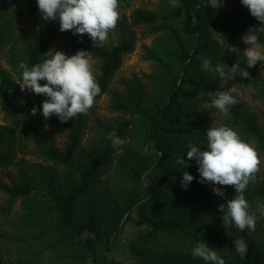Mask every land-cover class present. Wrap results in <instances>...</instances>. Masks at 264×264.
<instances>
[{
  "label": "trees",
  "instance_id": "obj_1",
  "mask_svg": "<svg viewBox=\"0 0 264 264\" xmlns=\"http://www.w3.org/2000/svg\"><path fill=\"white\" fill-rule=\"evenodd\" d=\"M124 1L118 0L119 11ZM230 1L225 0L224 4ZM20 4L39 27L37 34L24 35V47L19 51V57L10 59L12 70L21 79L18 65L27 63L31 67L50 58L47 55L49 46L57 35L64 32H60L58 20L42 19L36 0L1 2L0 27L9 26L7 11ZM217 10L208 6V0L200 3L176 0V5L164 14L138 9L130 16L131 26L156 25L153 33L168 31L175 45L163 49L162 55L169 63L159 65L158 86L151 98L134 82L126 86L127 94H114L112 97V110L129 114L137 121L134 139L143 149L134 155V161L125 156L119 159L116 177L128 186V192L132 190L125 202H119L120 206L101 208L97 202L93 209L78 213V204L93 191L99 177L107 172L112 156L118 149L107 139L109 133L114 131L124 141L132 133L131 122L124 121L108 127L97 121V126L102 129V144L92 158L85 160L81 166L75 159L81 151V141L87 127L86 115H78L66 123H61L53 115L49 124L64 129L67 142L62 149L43 142L39 136L43 117L40 107L46 97L20 93L15 81L0 71V101L11 120V124L0 126V168L15 162L17 145H21L25 137L33 143L40 157L77 173L73 185L67 189L56 187L53 181L46 182L44 190L36 189L33 180L23 174L17 183L0 181V192L9 197L7 204L0 208L3 216L9 214L12 202L18 199L24 201L21 218L14 227L19 236L16 239L18 242L29 244L31 251L46 242L39 254L57 249L67 250L74 264H88L89 260L92 264H169L148 253L149 246L163 242L162 238L174 239L179 249L192 250L196 244L204 241L209 248L221 250L225 240L220 237L212 239L211 234L214 228L219 234L223 232L221 218L225 213L220 212L219 207L225 204L226 212V203L235 194L225 200L214 195L213 185L198 182L200 177L195 161L187 160L190 144L200 147L201 151L208 150L206 135L196 128L191 108L202 100H211L209 92L223 91L216 74L203 71V58L210 59L213 65L223 63L230 68L237 63L240 69L247 70L250 74L248 79L242 78L239 73L235 78L244 86L250 85L253 95L264 96V85L259 82L262 71L260 63L247 69L241 50V37L249 28L260 27V23L242 6L240 0H235L228 19L216 18L213 13ZM182 20H186V23L180 36L173 26ZM117 26L121 27L122 24L118 23ZM211 33L221 37L220 45L210 40ZM6 40V32L0 28V52ZM259 41L264 45V33L260 34ZM230 46H236L240 54L230 52ZM66 47L71 55L83 50L100 61L96 79L101 93L95 98L96 104L108 92L123 57L133 50V40L123 39L105 47L92 44L86 34L82 37L70 35ZM39 83L43 85L44 81ZM33 107L37 108L36 115L31 114ZM228 116L240 127L242 135L246 137L244 142L252 138L259 150L264 151V132L242 107L232 106ZM177 159H184L190 167L183 168L176 163ZM183 172L194 177L187 190L180 186ZM244 195L251 205L250 212L258 204L257 198L264 200L261 189L254 193L244 192ZM157 208L164 210V213L158 212ZM127 222L140 227L132 245L136 260L134 263L114 262L109 258L112 240L122 232ZM229 230L238 229L233 225ZM22 234L30 235L24 238ZM139 239L140 247L136 245ZM245 243L248 245L246 255L243 257L231 249L229 264H264V234L246 238ZM101 252L103 256L100 258Z\"/></svg>",
  "mask_w": 264,
  "mask_h": 264
},
{
  "label": "rangeland",
  "instance_id": "obj_2",
  "mask_svg": "<svg viewBox=\"0 0 264 264\" xmlns=\"http://www.w3.org/2000/svg\"><path fill=\"white\" fill-rule=\"evenodd\" d=\"M5 0H0L4 2ZM202 0H194L200 3ZM235 0L224 4L223 7L215 9L213 15L216 18L228 19ZM176 5V0H125L119 11L120 19L118 21L122 26H117L114 31H110L107 41L103 44L105 47L117 43L119 40H133V50L125 55L122 59V64L113 80L110 83L108 92L95 104L94 108L86 115L87 127L81 141V151L77 155L75 162L81 166L84 165L85 160L91 159L102 144V129L97 126V121H101L106 126H114L117 123L130 121V129L132 133L124 140V144L117 149L110 161V167L107 172L100 176L97 185L93 191L78 204V213L85 210H90L97 206L101 208H112L117 205L120 206L131 195L128 192V186L124 185L119 178L116 177L119 169V159L122 156L128 160L134 161V155L139 153L142 149L134 139V128L137 121L129 114L116 112L111 109V101L114 94H127L126 86L134 82L141 86L142 91L147 97L151 98L156 92L158 83L157 77L160 74L159 65H168L169 60L165 58L163 49L165 47L174 46V40L170 37L168 31H158L153 33L156 25H130V16L132 12L138 9L151 11L156 14H164L170 11ZM6 20L10 21L8 27H0L6 32L7 40L0 52V71H4L9 77L15 81L17 89L20 93L28 96H36L30 91H21L19 83L21 79L14 73L10 66V59L12 57H19V51L24 47V35L37 34L39 27L25 12L23 6L20 4L17 7L9 8L6 15ZM259 22V21H258ZM186 20H182L174 24L180 36L184 33V25ZM9 28V29H8ZM73 35L71 31H65L64 34H59L48 48L53 51H61L67 56H72L67 50L66 43L68 36ZM210 40L220 45L222 39L215 33H211ZM248 46L242 41L241 50L242 55L246 58L243 52ZM95 73H97L100 61L93 58ZM262 71L259 75V82L264 85V62L260 63ZM218 77V85L223 91L229 88H234L232 95L236 98L237 106L242 107L246 113L254 119L259 129L264 132V96L253 95L250 85L244 86L240 84L236 78L225 82ZM190 113L194 115L196 128L206 135L209 127L227 126L236 131L241 139L244 141L246 137L242 135L240 127L229 119V116H224L217 109L211 105V100H202L191 108ZM52 117L45 120L42 117L41 126L39 128V136L45 143H52L56 147L62 149L66 144L67 133L64 129L51 126L49 121ZM11 124V120L7 117L4 106L0 101V126ZM247 143L250 144L258 153L261 160L260 172L257 174V182L250 183L245 192H255L257 189L264 191V151L259 150L257 143L249 138ZM22 145V146H21ZM21 145H17L16 160L7 167L0 168V181L6 184L19 182L21 174L29 176L36 189L44 190L45 183L53 181L54 185L60 188L67 189L73 185L77 173L71 172L69 169L61 165H56L50 161L40 157L33 143L24 137ZM143 151V149H142ZM144 154L147 152L144 150ZM149 156V155H148ZM107 186V187H106ZM222 187L224 196L222 200L235 194V189L231 186ZM9 197L0 192V208L7 204ZM119 202L121 204H119ZM257 203L264 204V200L257 198ZM24 201L21 199L15 200L11 203L10 212L7 216L0 213V264H74L75 261L71 259V254L67 250L57 249L53 251H45L39 254V250L45 247L46 242L35 246L34 251L30 250L29 244L20 243L16 239L17 236L14 227L21 218L22 207ZM166 209L168 207H165ZM157 211L164 213V210L157 208ZM179 213V212H178ZM251 213L257 216L255 231L245 230H229L223 227L221 234L217 233L214 228L211 234L212 239L220 237L225 240L218 255L225 261V264L230 263L231 249L235 250L234 241L251 236L259 237L264 234V215L256 207L252 208ZM134 218V211L132 214ZM13 230L15 231L13 233ZM140 227H137L132 222H127L123 225L122 232L112 240V248L109 258L114 262L134 263L132 245L139 233ZM21 235V234H20ZM30 234H22L24 238H28ZM161 243H154L149 246V255L156 259H164L169 264H206L202 259L194 257L192 250L179 249L174 244V239L169 240L162 238ZM141 245L139 239L137 244ZM134 247V246H133ZM103 256V252L99 253V257ZM88 264H92L91 260Z\"/></svg>",
  "mask_w": 264,
  "mask_h": 264
},
{
  "label": "clouds",
  "instance_id": "obj_3",
  "mask_svg": "<svg viewBox=\"0 0 264 264\" xmlns=\"http://www.w3.org/2000/svg\"><path fill=\"white\" fill-rule=\"evenodd\" d=\"M224 2L225 0H208V6L218 9L224 6ZM240 3L261 25L249 28L241 37L248 46L243 54L247 69H250L257 63L264 62V45L259 41L260 34L264 33V0H240ZM36 4L44 21H59L60 32L71 31L73 35L81 37L86 34L92 44L98 46H103L109 32L116 29L120 19L118 0H36ZM229 51L240 54L236 46H230ZM47 55L50 58L31 67L27 63L18 65L22 73L19 83L21 91L27 90L46 97L40 107L45 120L54 115L61 123H66L78 115H87L95 105V98L101 93L90 52L79 50L75 55L67 56L61 51L50 50ZM202 69L218 74L225 84L233 80L237 73L244 79L250 76L237 63L229 68L223 63L213 65L208 58H203ZM40 81H44V84L41 85ZM234 91V88H229L226 91L208 93L211 105L226 117L229 109L238 103L232 95ZM36 113L37 108L33 107L31 114ZM206 138L207 151H201L200 147L191 144L187 151V160L195 161L198 165V182L213 185V194L221 198L224 192L217 185L233 187L235 196L226 203V212L225 204L219 207V211L225 213L221 218L223 226L227 229L234 225L241 232L246 229L255 231L257 216L250 212L251 205L244 192L250 183L257 182L261 164L259 153L227 126L209 127ZM107 139L111 140L114 148L124 144L114 131L109 133ZM176 163L183 168L190 167L184 159H177ZM193 180L192 175L183 172L181 188L187 190ZM256 208L264 215V204L258 203ZM234 247L243 257L248 251V245L243 239L235 240ZM191 254L206 264H225L218 252L209 248L204 241L196 244Z\"/></svg>",
  "mask_w": 264,
  "mask_h": 264
}]
</instances>
